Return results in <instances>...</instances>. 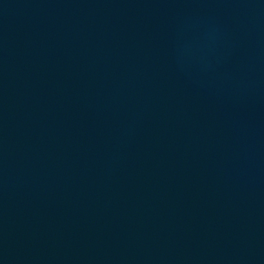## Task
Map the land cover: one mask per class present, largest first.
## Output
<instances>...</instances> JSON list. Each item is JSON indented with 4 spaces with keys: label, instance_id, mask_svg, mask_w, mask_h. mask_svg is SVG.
Wrapping results in <instances>:
<instances>
[{
    "label": "water",
    "instance_id": "95a60500",
    "mask_svg": "<svg viewBox=\"0 0 264 264\" xmlns=\"http://www.w3.org/2000/svg\"><path fill=\"white\" fill-rule=\"evenodd\" d=\"M0 264H264V0H0Z\"/></svg>",
    "mask_w": 264,
    "mask_h": 264
}]
</instances>
